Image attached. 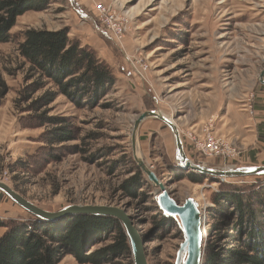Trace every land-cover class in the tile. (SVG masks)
Listing matches in <instances>:
<instances>
[{"label":"rangeland","instance_id":"1","mask_svg":"<svg viewBox=\"0 0 264 264\" xmlns=\"http://www.w3.org/2000/svg\"><path fill=\"white\" fill-rule=\"evenodd\" d=\"M63 27L96 50L116 82L97 100L77 104L62 93L34 109L31 103L55 87L46 85L24 100V88L36 79L27 78L19 42L28 28ZM263 69L264 0H51L44 10L20 15L8 39L0 41V180L46 210L73 204L122 207L146 238L148 263L175 264L184 233L179 221L159 222L166 216L157 203L162 188L134 158L135 120L148 110L174 119L186 154L197 164L264 165V142L255 139L256 118H264L255 112ZM61 126L73 137L51 141L52 130ZM210 132L235 148L236 156H207L200 143ZM137 146L179 203L188 197L198 203L204 214L205 258L224 243L227 232L214 227L219 219L211 215L213 194L224 184L256 185L259 179L194 181L189 174L196 171L176 160L172 129L155 117L142 121ZM141 182L146 184L140 188ZM0 215L32 218L2 190ZM6 229L0 227V236ZM113 241L114 235H107L92 242L88 253ZM117 260L134 264L132 251ZM60 264L81 263L67 254Z\"/></svg>","mask_w":264,"mask_h":264},{"label":"trees","instance_id":"2","mask_svg":"<svg viewBox=\"0 0 264 264\" xmlns=\"http://www.w3.org/2000/svg\"><path fill=\"white\" fill-rule=\"evenodd\" d=\"M50 2L0 0V41L8 39L20 15L31 9L44 10ZM69 34L68 27L28 28L23 32L19 53L28 64L27 78L36 79L24 88V100L46 85L55 87L31 103L34 109L50 104L62 93L77 104L97 100L116 82L109 64L96 50ZM71 132L67 126L58 127L52 130L51 141L71 139ZM189 175L197 182L213 177L200 172ZM255 177L259 179L256 185L224 184L213 194L211 215L219 219L214 227L227 232L224 243L209 252L203 264H264V174ZM164 220L179 221L165 216L159 222ZM2 226L7 229L0 236V264H60L67 254L81 264H124L117 259L129 257L132 251L122 223L113 216L73 214L50 221L33 214L29 219L5 220L0 216ZM107 235H114L112 243L88 253L89 244Z\"/></svg>","mask_w":264,"mask_h":264},{"label":"water","instance_id":"3","mask_svg":"<svg viewBox=\"0 0 264 264\" xmlns=\"http://www.w3.org/2000/svg\"><path fill=\"white\" fill-rule=\"evenodd\" d=\"M260 81L264 84V69L260 73ZM148 117H155L165 122L172 129L176 142V160L185 169L222 178H238L264 174V165L239 166L235 168H214L193 162L186 154L184 141L177 123L160 111L148 110L142 112L135 120L132 133V148L134 158L149 180L162 189L157 196L159 208L166 216L176 217L179 220L184 239L180 244L175 264H203V224L204 214L193 197H188L179 203L158 179V176L138 154V130L142 121ZM0 190L4 191L16 203L42 220H58L73 214H93L100 216H113L120 220L129 238L134 264H149L145 251L146 238L136 228L132 217L122 207L113 205H80L73 204L56 211L46 210L24 197L7 183L0 180Z\"/></svg>","mask_w":264,"mask_h":264},{"label":"built area","instance_id":"4","mask_svg":"<svg viewBox=\"0 0 264 264\" xmlns=\"http://www.w3.org/2000/svg\"><path fill=\"white\" fill-rule=\"evenodd\" d=\"M99 8L102 11H105L104 6H99ZM107 28V27H105ZM107 28V32H108ZM110 33V32H109ZM200 146L203 150V152L208 155H223L227 157H234L237 154V151L235 148L231 147L230 144L226 143L221 138H217L214 134L211 132L207 135V137L201 141Z\"/></svg>","mask_w":264,"mask_h":264},{"label":"crops","instance_id":"5","mask_svg":"<svg viewBox=\"0 0 264 264\" xmlns=\"http://www.w3.org/2000/svg\"><path fill=\"white\" fill-rule=\"evenodd\" d=\"M256 103H255V112L256 115H263L264 114V86H261V88L256 93ZM262 113V114H261ZM258 121L257 126V138L262 142H264V118H256ZM255 156V154H254ZM257 156V154H256ZM1 216V215H0ZM2 217V216H1Z\"/></svg>","mask_w":264,"mask_h":264},{"label":"bare ground","instance_id":"6","mask_svg":"<svg viewBox=\"0 0 264 264\" xmlns=\"http://www.w3.org/2000/svg\"><path fill=\"white\" fill-rule=\"evenodd\" d=\"M168 117V116H167ZM170 119H172L171 117H169ZM174 120V119H173ZM137 144H138V140H137ZM137 150H138V146H137ZM162 190L158 191V193H160ZM157 193V194H158Z\"/></svg>","mask_w":264,"mask_h":264}]
</instances>
